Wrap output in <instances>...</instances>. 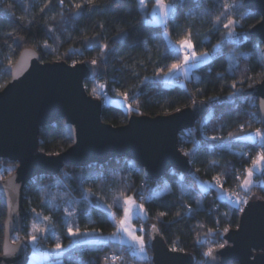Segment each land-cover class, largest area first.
I'll return each mask as SVG.
<instances>
[{
    "label": "trees",
    "instance_id": "obj_1",
    "mask_svg": "<svg viewBox=\"0 0 264 264\" xmlns=\"http://www.w3.org/2000/svg\"><path fill=\"white\" fill-rule=\"evenodd\" d=\"M164 1L171 5L164 25L169 40L188 39L195 52L212 54L209 61L192 68L182 84H166L162 79L160 71L180 59L163 27L145 22L154 0H143L144 8L139 0H0V88L10 79V66L19 52L30 47L44 62L96 63V77L83 82L87 93L101 98L98 83H103L112 99L125 98L132 105L126 110L112 100L105 104L101 118L113 125L126 122L130 113H170L195 101L209 105L187 134L178 135L191 173L171 169L150 181L134 160L110 157L85 166L64 164L54 175L28 180L23 191L26 215L14 240L24 244L23 264H152L148 235L155 227L166 245L192 254L193 264H204L207 253L222 245V232L239 222L241 206L220 198V193L235 190L246 201L264 199V168L249 189L241 187L259 150L264 154V135L261 143L242 138L255 129L264 134L257 99L244 93L264 75L262 44L248 34L260 14L243 7L241 0ZM230 3L233 6L227 8ZM227 18L238 22L234 38L228 37L223 25ZM38 142L41 152L53 154L73 141L60 119L40 127ZM208 181L215 185L203 189L201 184ZM215 186H220V193ZM132 196L146 211L144 220L135 219L144 228L145 260L115 239L70 246L69 229L111 236L124 198ZM66 205L72 209L71 227ZM5 216L0 199V252ZM36 217L45 220V230L30 229ZM32 238L44 247L58 242L64 251L29 263L35 249ZM112 254L117 257L110 258Z\"/></svg>",
    "mask_w": 264,
    "mask_h": 264
},
{
    "label": "water",
    "instance_id": "obj_2",
    "mask_svg": "<svg viewBox=\"0 0 264 264\" xmlns=\"http://www.w3.org/2000/svg\"><path fill=\"white\" fill-rule=\"evenodd\" d=\"M241 1L243 7L260 14L248 34L262 44L264 66V0ZM10 67V79L0 88V161L16 167L0 179V199L6 210L0 264L24 263V244L13 241L12 235L23 227L24 185L35 175H54L64 164L85 166L110 157L134 160L150 181L171 169L192 172L178 135L208 112L207 102L195 101L170 113H130L126 122L113 125L101 118L107 102L88 94L83 84L84 79L96 77V63L44 62L35 49L26 47ZM244 93L257 99L258 120L264 127V75ZM60 119L72 144L61 152H41L40 127ZM240 210L238 225L222 232V245L207 253L204 264H264V199L249 198ZM148 236L152 264L194 263L192 254L166 245L156 227Z\"/></svg>",
    "mask_w": 264,
    "mask_h": 264
},
{
    "label": "rangeland",
    "instance_id": "obj_3",
    "mask_svg": "<svg viewBox=\"0 0 264 264\" xmlns=\"http://www.w3.org/2000/svg\"><path fill=\"white\" fill-rule=\"evenodd\" d=\"M139 5L143 6V0H139ZM154 6L149 11V15L146 16L145 22L154 23V24H160L161 27H163V35L165 38L169 41V46L173 49H175L178 52L179 56V62L176 64L170 65L169 69H166L164 72L160 71L163 81L166 84H171L173 82H179L184 83L186 79H188L191 75L192 68L203 64L206 61H209L211 57V53L209 51H204L202 53H197L194 50V47H192V43L190 40L185 39L180 41V43H172L169 40L167 32L165 31L164 25L166 24V21L169 17L170 11H171V5L167 4L164 0H154ZM233 5H227V8L232 7ZM144 8V6H143ZM238 22L236 19L227 18L223 21V25L227 28V35L230 38H234L235 36V25H237ZM227 57L229 58V61H235L234 57L231 55V53H227ZM231 66V65H230ZM101 83H98L99 88ZM99 89V90H100ZM100 93L101 99L104 100V103L112 100L115 104L122 106L124 109L128 110L132 108V105H130L129 101L125 100V98L121 99H112L108 93ZM263 132L260 129H255L253 131H250L248 134H245L242 136L244 140L247 141H255L258 143H261L263 141ZM264 157V154L258 153L255 159ZM254 159V160H255ZM15 163L14 164H6L2 161H0V178L1 177V170L2 169H9V173H11L15 169ZM9 175V174H8ZM6 175V176H8ZM4 176V177H6ZM215 183V182H214ZM211 182V184H214ZM215 185V184H214ZM216 189H218L219 193L222 189H220V186H215ZM207 189V188H206ZM226 192V191H225ZM236 195L238 196L237 192ZM220 198L226 199L227 195L224 192L220 193ZM124 209L121 214V217L119 219V222L117 223V228L115 232L111 234V236L106 237V235L102 233H97L94 230H91L89 232L85 231H77L75 229H69V234L72 237V242L70 243V246H77L79 243H99L101 241H106L108 239H118L121 242H125L130 246L132 249V252L135 253V255L139 259H144L145 256H147L146 248H144V237L143 232L144 228L139 225V223L136 222L135 219L139 218L140 220H144L146 217V211L144 206L138 202L133 196L132 197H125L124 198ZM67 206V205H66ZM71 207L67 206V217L70 219L68 225L71 227V220L73 221V216L70 215V209ZM45 220L41 218H35L33 222L30 225L31 230H45L44 222ZM16 235V236H15ZM52 236H55V234L52 232ZM19 236L17 233L12 235L13 241L17 239ZM35 238H32L31 242L35 245L34 251L30 252L28 262L32 263L35 262V260H40L42 258H45L49 253H57L60 251H64L62 246L57 242L54 246L51 245L49 247H44L43 245H37L34 241ZM47 240V239H46ZM32 244V245H33ZM110 258L117 257V255L112 254L109 255Z\"/></svg>",
    "mask_w": 264,
    "mask_h": 264
},
{
    "label": "crops",
    "instance_id": "obj_4",
    "mask_svg": "<svg viewBox=\"0 0 264 264\" xmlns=\"http://www.w3.org/2000/svg\"><path fill=\"white\" fill-rule=\"evenodd\" d=\"M168 4V3H167ZM264 168V157L262 158H257L255 159L251 165H250V168L248 169V171L246 172L245 176H244V179L242 180L241 182V187L244 188V189H249V187L252 186V184H254L255 182V174H258L260 173ZM212 185L210 181L208 182H203L201 184V187L203 189H206L208 188V186ZM91 231V230H89ZM89 231H85V232H89ZM96 232V231H95ZM71 237V235H70ZM72 238V237H71ZM117 241H120L118 239H115ZM121 242V241H120ZM123 243V242H122ZM125 243V242H124ZM128 245V244H127ZM129 246V245H128ZM130 247V246H129ZM137 257V256H136ZM138 258V257H137ZM146 258V256H145ZM144 258V260H145Z\"/></svg>",
    "mask_w": 264,
    "mask_h": 264
},
{
    "label": "built area",
    "instance_id": "obj_5",
    "mask_svg": "<svg viewBox=\"0 0 264 264\" xmlns=\"http://www.w3.org/2000/svg\"><path fill=\"white\" fill-rule=\"evenodd\" d=\"M230 5H233L232 3H230L229 4V6ZM76 63V62H75ZM100 86H101V89H100V92L101 93H107V91H106V85L105 84H103V83H101L100 84ZM183 132L184 133H182L183 135L184 134H187V130L186 129H184L183 130ZM259 153H261V151L259 150ZM248 171V170H247ZM9 174V169H2L1 170V177H3L4 178V176H6V175H8ZM1 179V178H0ZM225 194L227 195V200H229L230 201V203H235V204H238L239 206H241V208H242V206L245 204V202H246V200L242 197H238L237 195H236V191L235 190H230V191H226L225 192Z\"/></svg>",
    "mask_w": 264,
    "mask_h": 264
},
{
    "label": "flooded vegetation",
    "instance_id": "obj_6",
    "mask_svg": "<svg viewBox=\"0 0 264 264\" xmlns=\"http://www.w3.org/2000/svg\"><path fill=\"white\" fill-rule=\"evenodd\" d=\"M236 264V263H235Z\"/></svg>",
    "mask_w": 264,
    "mask_h": 264
}]
</instances>
